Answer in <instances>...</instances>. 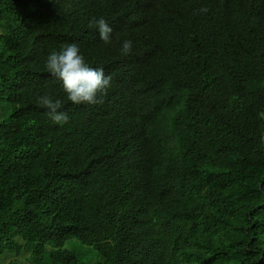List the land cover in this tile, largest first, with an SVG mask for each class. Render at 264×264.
I'll return each mask as SVG.
<instances>
[{
	"label": "trees",
	"instance_id": "trees-1",
	"mask_svg": "<svg viewBox=\"0 0 264 264\" xmlns=\"http://www.w3.org/2000/svg\"><path fill=\"white\" fill-rule=\"evenodd\" d=\"M73 43L102 103L45 69ZM0 105L7 264H264V0H0Z\"/></svg>",
	"mask_w": 264,
	"mask_h": 264
},
{
	"label": "clouds",
	"instance_id": "clouds-1",
	"mask_svg": "<svg viewBox=\"0 0 264 264\" xmlns=\"http://www.w3.org/2000/svg\"><path fill=\"white\" fill-rule=\"evenodd\" d=\"M202 13L208 9L201 8ZM89 28L98 31L99 38L108 44L111 42L112 27L103 18L93 17L89 23ZM132 41L125 40L120 49L121 55L127 56L132 51ZM46 71L55 79L61 82L66 98L73 105L98 104L103 102L111 88V76H106L103 68L91 67L81 55L80 48L75 43L65 46L61 51H52L46 58ZM37 103L47 109L48 116L55 124H66L69 117L62 111V101L53 99L50 95L40 96Z\"/></svg>",
	"mask_w": 264,
	"mask_h": 264
},
{
	"label": "rangeland",
	"instance_id": "rangeland-1",
	"mask_svg": "<svg viewBox=\"0 0 264 264\" xmlns=\"http://www.w3.org/2000/svg\"><path fill=\"white\" fill-rule=\"evenodd\" d=\"M0 107L3 108L2 105H0ZM6 116H7V113L3 111V114L0 120L5 118ZM65 248H77V249H81L82 251L87 252V255L85 256V258H81L83 261L86 260L87 262L92 263V264H97V263L102 262V260L97 256L96 252H94L91 249L88 250L87 247L82 248V247H79L77 244H73V245H66ZM6 255L8 254H5L3 257L0 258V264H7L10 260L13 259V257H7ZM23 256L26 258L27 257L26 253H23L22 257ZM16 260H17V257H16Z\"/></svg>",
	"mask_w": 264,
	"mask_h": 264
}]
</instances>
